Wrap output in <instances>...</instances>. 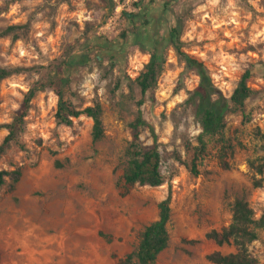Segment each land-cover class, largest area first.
<instances>
[{
    "label": "rangeland",
    "instance_id": "obj_1",
    "mask_svg": "<svg viewBox=\"0 0 264 264\" xmlns=\"http://www.w3.org/2000/svg\"><path fill=\"white\" fill-rule=\"evenodd\" d=\"M167 1L172 2L164 8ZM136 2L114 0L113 10L110 0H0V30L26 26L16 32L19 40L13 41L14 34L0 39V67L28 69L0 81V123L27 110L25 133L0 159V169L22 170L14 190L11 181L0 187V264L21 263L31 254L42 259L56 254L58 262L68 264L79 253L92 256L94 264L117 262L137 249L140 234L158 220V205L168 195L170 242L156 264H212L209 254L235 252L206 238L229 226L235 200H246L256 217L263 213L264 78L256 74L248 82L254 94L245 118L232 113L222 136L203 138L207 156L197 160L196 174L192 149L200 146L202 128L184 102L199 79L182 74L184 66L167 37L171 26H181L182 50L206 65L229 98L246 70L255 66L264 72V0H145L140 6L152 18L148 25ZM124 12L139 17L130 22ZM127 27L124 41L120 34ZM107 40L114 48L104 50L102 60L96 59L98 49L81 59L89 43ZM156 47L166 65L155 99L125 79L116 89L125 73L132 81L139 77ZM69 52L78 60L62 75L69 81L64 98L78 110L101 104L104 137L97 142L93 120L85 115L72 127L57 124L55 92H41L25 104L33 84L41 76L53 77ZM111 55L120 58L119 66L110 65ZM141 100L155 131L165 183L137 185L123 195L117 184ZM7 134L0 130V145ZM141 138L146 146L154 144L148 128ZM256 181L262 187L256 188ZM249 249L264 264V231Z\"/></svg>",
    "mask_w": 264,
    "mask_h": 264
},
{
    "label": "trees",
    "instance_id": "obj_2",
    "mask_svg": "<svg viewBox=\"0 0 264 264\" xmlns=\"http://www.w3.org/2000/svg\"><path fill=\"white\" fill-rule=\"evenodd\" d=\"M144 1L145 0H138L133 6L139 11L142 8L140 5L144 3ZM171 2L172 1H167L164 8ZM110 7L114 10V0H110ZM146 13L143 10L142 18L146 25H148L151 23L152 18ZM123 15L124 17L128 16L130 22H135V18L139 17V14H127L125 12ZM25 27L26 26L13 25L0 30V39L10 37L14 34L13 41H17L20 38L15 36L16 32ZM129 31L130 27H127L121 32L120 35L124 41L128 39ZM180 35L181 26L173 25L168 33L167 41L169 46L174 47L178 60L184 66L182 74L192 72L199 79L197 87L188 92V96L184 102L185 105H190L194 108L195 118L202 128V133L199 137L200 146L192 149L194 151L192 171L197 174V160L207 156V145L203 138H216L222 136L227 127V118L230 114L238 112L243 118L247 116V101L254 94L248 86V82L256 74L264 78V72L261 73L255 66L246 70L231 96L228 98L214 84L211 73L206 65L182 50ZM110 44L108 40L105 43H89L81 59L87 61L89 59L88 57L98 49V51L95 52L96 59L102 60L104 58L103 51H111L114 48V46L112 47ZM157 45L161 46V42H157ZM77 60L78 57L74 56L72 52L67 53L66 57L57 65V72L53 77L50 75L41 76L33 84L27 95L25 104L29 105L32 99L41 92L47 90L55 92L59 98L58 111L56 113L57 124L60 126L72 127L74 119L85 115L93 120V140L97 142L104 137L103 108L101 104L96 101L92 106H88L83 110H78L71 102L66 101L64 98V90L68 87L69 81L62 75H64L65 71L71 68ZM109 60L112 67L119 66V57L111 55ZM165 65V56L158 47H156L153 49L150 60L145 65L139 77L135 81H132L125 73L124 78L119 77L116 89L122 87L123 80L125 79L129 87L135 84L140 89L142 96L145 97L149 95L150 99L154 100L158 81L165 71ZM27 71L28 69L23 67H0V81L14 75L27 74ZM142 105L143 100L138 103L139 110L137 117L134 122L130 124L132 139L126 148L125 165L122 170V175L118 179L117 186L123 191V195H128L130 190L137 185L160 187L165 183V177L162 173V156L155 143V131L143 116L141 111ZM26 118L27 110L14 117L13 121L10 123H0V130L4 129L8 132L0 145V159L13 144L19 142L20 136L25 133L27 128ZM144 128H148L154 136V144L152 146H146L142 142L141 135ZM21 177V169L13 171L0 169V187L5 186L8 181H11L10 189L14 190L15 185L20 181ZM262 185L263 183L261 181H256L254 183L256 188H260ZM171 202V195H168V197L159 203L158 220L145 227L140 234L137 249L127 254L123 259H118L116 264H156L159 255L168 248L170 242L168 224L171 220ZM263 231L264 211L260 217H256L255 212L246 200L236 199L232 207V221L229 226L223 227L220 230H212L206 234V238L213 241L217 246L222 247L224 245H231L235 248V252L223 254L220 251H215L207 256V260L212 264H260L259 260L250 252L249 246L259 239L260 233ZM112 257L114 259L117 258L115 255H112Z\"/></svg>",
    "mask_w": 264,
    "mask_h": 264
},
{
    "label": "crops",
    "instance_id": "obj_3",
    "mask_svg": "<svg viewBox=\"0 0 264 264\" xmlns=\"http://www.w3.org/2000/svg\"><path fill=\"white\" fill-rule=\"evenodd\" d=\"M93 253V252H91ZM103 261V260H102ZM99 262L98 264H116L113 260H105L103 262ZM15 264H61V261H57L56 254L54 256H50L49 258L42 259L41 257L31 254L30 257L24 259L21 263L15 262ZM68 264H94V260L92 256L84 255V254H76L74 256V260L70 261Z\"/></svg>",
    "mask_w": 264,
    "mask_h": 264
},
{
    "label": "built area",
    "instance_id": "obj_4",
    "mask_svg": "<svg viewBox=\"0 0 264 264\" xmlns=\"http://www.w3.org/2000/svg\"><path fill=\"white\" fill-rule=\"evenodd\" d=\"M121 8L119 7V8H117V10L119 11Z\"/></svg>",
    "mask_w": 264,
    "mask_h": 264
}]
</instances>
